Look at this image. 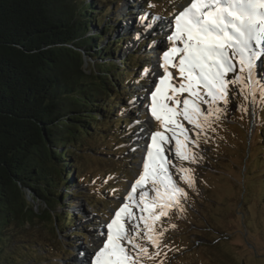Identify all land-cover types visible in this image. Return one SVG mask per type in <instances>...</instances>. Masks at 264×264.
Returning a JSON list of instances; mask_svg holds the SVG:
<instances>
[{"label":"trees","instance_id":"trees-1","mask_svg":"<svg viewBox=\"0 0 264 264\" xmlns=\"http://www.w3.org/2000/svg\"><path fill=\"white\" fill-rule=\"evenodd\" d=\"M118 1L107 6L104 0H0V264L23 262L8 252L17 243L25 251L31 244L35 252L44 250L37 236L27 235L37 226L27 192L46 206L38 219L58 232L75 224L77 194L94 206L91 215L107 213L85 195L88 187L74 182L82 174L89 180L74 162L85 140L104 129L123 101L129 70L136 68L132 51L121 57L123 39L100 47L113 33L109 22L119 21ZM84 55L99 72L85 69ZM133 73L139 80L140 72ZM256 100L264 104V97ZM260 115L262 136L264 111ZM110 190L105 191L112 196ZM27 256V262H37Z\"/></svg>","mask_w":264,"mask_h":264},{"label":"rangeland","instance_id":"rangeland-1","mask_svg":"<svg viewBox=\"0 0 264 264\" xmlns=\"http://www.w3.org/2000/svg\"><path fill=\"white\" fill-rule=\"evenodd\" d=\"M104 2L110 6V0ZM152 2L157 7L149 9L147 0H119L114 5L119 21L109 22L113 33L110 39L105 38L100 47L107 45L108 41L123 39L124 44L119 50L121 57L132 51V63L136 68L129 70L131 76H127L128 81L124 85L127 91L123 101L113 107L109 118L102 117L106 121L103 122L104 129L85 140L82 152L75 155L77 169L88 175L89 180L82 174L74 182L91 190L85 195L98 201V206L107 211L106 215H91L95 213L94 206L91 204L92 208H89V202L77 194L71 208L75 224L58 232L53 223L38 219V214L46 206L40 200H32L27 192L26 198L37 216V226L31 228L27 235L37 236L44 250L35 252V245L31 244L25 251L17 243L18 246L8 252L23 262L17 263L14 259V264H76L74 259L79 254L86 255L90 261L97 228L120 206L122 198L130 190V183L138 177L136 165L141 156L138 144L142 145L144 138L141 140L140 127L130 129L129 126L137 119H144L141 101L145 96L144 89L149 88L154 79L146 70H158L157 60L161 50L148 46L154 39L162 40L164 37L158 28L146 31L147 38L138 40L137 35L145 31L141 26L142 16L155 13L167 20L173 12L170 6L172 0ZM188 2L190 0H176L175 10H180L181 3L186 5ZM101 7L99 5L93 11ZM108 46L111 49L113 44ZM116 61L117 72H121V64ZM84 62L86 70L92 67L99 72L100 68L96 64L93 66L94 61L86 55ZM262 62L258 63V68ZM135 70L140 72L142 78L139 80H134ZM133 100L135 103H130ZM232 101L246 104L249 110L241 113L230 104L228 112L214 125L216 130L207 133V142L203 138L200 140V147L195 149L199 154L198 161L184 163L185 167L194 170L195 183L191 188L181 184L188 192L187 199L183 201L184 211L173 210L163 221L162 244L166 247L161 249L162 255L156 264L160 261L163 264H264V129H261V136L258 126L264 106L257 100L253 104L251 98L244 101L235 94ZM113 119L121 120L119 127L113 125ZM124 121H127L126 126ZM133 132L139 133V138L133 137ZM128 146L136 151L130 152ZM75 171L73 169V174ZM81 181L85 185H80ZM106 189L112 191V196ZM149 250L155 251L151 247ZM24 253L29 255L27 257H35L37 262H27Z\"/></svg>","mask_w":264,"mask_h":264},{"label":"snow or ice","instance_id":"snow-or-ice-1","mask_svg":"<svg viewBox=\"0 0 264 264\" xmlns=\"http://www.w3.org/2000/svg\"><path fill=\"white\" fill-rule=\"evenodd\" d=\"M170 6V19L141 17L145 31L138 40L154 28L164 38L148 46L161 50L158 70H146L154 79L144 89V119L129 126L140 127L144 137L138 144L139 174L120 206L97 228L89 264H156L166 247L163 221L173 210L184 211L188 192L181 184L191 188L195 183L194 170L184 163L198 161L200 140L207 142V133L216 130L230 104L241 113L249 110L234 103L233 94L253 104L258 95L264 97V76L257 78L264 71L258 68L264 61V0H190L178 11L172 0ZM147 7L157 5L147 0Z\"/></svg>","mask_w":264,"mask_h":264},{"label":"bare ground","instance_id":"bare-ground-1","mask_svg":"<svg viewBox=\"0 0 264 264\" xmlns=\"http://www.w3.org/2000/svg\"><path fill=\"white\" fill-rule=\"evenodd\" d=\"M260 66L262 68V63H260ZM260 68V67H259ZM261 72V71H260ZM264 72V71H263ZM141 134V140H143V133ZM169 155H171V153H169ZM91 251V250H90ZM92 252V251H91ZM76 264H84L86 261H88L87 256L86 255H77L76 258L74 259ZM89 262V261H88ZM89 264V263H88Z\"/></svg>","mask_w":264,"mask_h":264}]
</instances>
